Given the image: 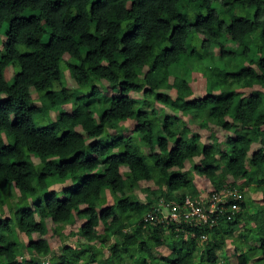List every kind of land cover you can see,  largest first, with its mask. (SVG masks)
I'll list each match as a JSON object with an SVG mask.
<instances>
[{"label": "trees", "instance_id": "obj_1", "mask_svg": "<svg viewBox=\"0 0 264 264\" xmlns=\"http://www.w3.org/2000/svg\"><path fill=\"white\" fill-rule=\"evenodd\" d=\"M1 34L0 264H264V0H0Z\"/></svg>", "mask_w": 264, "mask_h": 264}, {"label": "built area", "instance_id": "obj_2", "mask_svg": "<svg viewBox=\"0 0 264 264\" xmlns=\"http://www.w3.org/2000/svg\"><path fill=\"white\" fill-rule=\"evenodd\" d=\"M232 192L224 189L218 193L209 195L207 192H201L198 195L197 203L186 197L182 202L172 201V208L163 217L157 216L156 212L149 211L146 219L154 222L165 220H190L195 221L196 218L209 219V217L218 211V202L225 200Z\"/></svg>", "mask_w": 264, "mask_h": 264}, {"label": "rangeland", "instance_id": "obj_3", "mask_svg": "<svg viewBox=\"0 0 264 264\" xmlns=\"http://www.w3.org/2000/svg\"><path fill=\"white\" fill-rule=\"evenodd\" d=\"M3 31V30H2ZM3 33V32H2ZM2 34L0 35V42L2 41ZM252 55H255V53L253 52V50H252ZM173 69V71H175L176 72V67H172L171 68V70ZM9 70H10V74H9V71H8V75L9 76H11L12 75V72H13V69H12V67H10L9 68ZM178 70V69H177ZM186 76H187V78L186 79H190V75H189V70H187V72H186ZM62 111H67V112H70L71 110H70V107L68 106V105H66V106H63L62 108ZM204 132V131H203ZM190 172V174L194 177V180L196 181V184L199 186V188H201V187H203V188H207V190L209 189L208 188V186L207 185H209V182H208V180L207 179H203V178H201V177H199V175L196 173V176H195V173L193 172V171H189ZM14 195L16 196L17 194H16V191H14ZM253 197H255V200H259V198H261L260 196H261V192L260 191H253L252 192V194H251ZM142 197V196H141ZM164 211L166 212V209H164ZM67 228H69V226L67 225ZM35 237H37L36 236V234L34 235ZM24 239V238H23ZM49 239H50V242H51V244H52V246L54 247V249H56L57 248V246L60 244V237L59 236H54V237H52V238H50L49 237ZM71 239V238H70ZM67 242H69V240L67 241ZM228 254H229V252H228Z\"/></svg>", "mask_w": 264, "mask_h": 264}, {"label": "clouds", "instance_id": "obj_4", "mask_svg": "<svg viewBox=\"0 0 264 264\" xmlns=\"http://www.w3.org/2000/svg\"><path fill=\"white\" fill-rule=\"evenodd\" d=\"M200 191H201V192H205L204 189H201ZM201 192H200V193H201ZM200 193H199V194H200ZM156 209H158V208H156ZM153 210H154V209H153ZM153 210H150V211H153ZM154 211H155V210H154ZM168 212H169V211H168ZM168 212H165V214H167ZM147 213H148V212H147Z\"/></svg>", "mask_w": 264, "mask_h": 264}]
</instances>
